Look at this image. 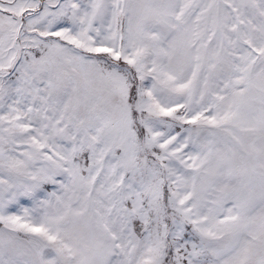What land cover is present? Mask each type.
Instances as JSON below:
<instances>
[{"label":"snow or ice","instance_id":"6c2138e0","mask_svg":"<svg viewBox=\"0 0 264 264\" xmlns=\"http://www.w3.org/2000/svg\"><path fill=\"white\" fill-rule=\"evenodd\" d=\"M0 264H264V0H0Z\"/></svg>","mask_w":264,"mask_h":264}]
</instances>
